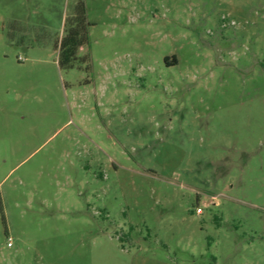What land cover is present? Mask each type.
Here are the masks:
<instances>
[{
  "label": "rangeland",
  "instance_id": "obj_1",
  "mask_svg": "<svg viewBox=\"0 0 264 264\" xmlns=\"http://www.w3.org/2000/svg\"><path fill=\"white\" fill-rule=\"evenodd\" d=\"M0 264H264V0H0Z\"/></svg>",
  "mask_w": 264,
  "mask_h": 264
},
{
  "label": "trees",
  "instance_id": "obj_2",
  "mask_svg": "<svg viewBox=\"0 0 264 264\" xmlns=\"http://www.w3.org/2000/svg\"><path fill=\"white\" fill-rule=\"evenodd\" d=\"M80 11H82L81 15L72 16V25L69 28L68 35L60 45V64L65 67L74 66L79 49L88 43L85 10L82 7ZM81 23L84 24L82 27ZM88 25L90 26V24Z\"/></svg>",
  "mask_w": 264,
  "mask_h": 264
},
{
  "label": "built area",
  "instance_id": "obj_3",
  "mask_svg": "<svg viewBox=\"0 0 264 264\" xmlns=\"http://www.w3.org/2000/svg\"><path fill=\"white\" fill-rule=\"evenodd\" d=\"M9 246H11L12 245V239L11 238H9V244H8Z\"/></svg>",
  "mask_w": 264,
  "mask_h": 264
}]
</instances>
